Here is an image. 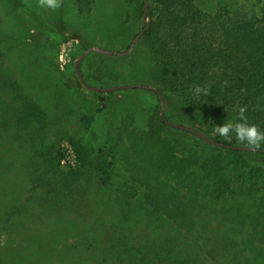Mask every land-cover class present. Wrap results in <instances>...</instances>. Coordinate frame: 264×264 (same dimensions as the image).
<instances>
[{
    "label": "rangeland",
    "instance_id": "1",
    "mask_svg": "<svg viewBox=\"0 0 264 264\" xmlns=\"http://www.w3.org/2000/svg\"><path fill=\"white\" fill-rule=\"evenodd\" d=\"M192 1L201 10L224 7L237 16L256 12L259 4ZM147 3L159 7L157 0ZM141 16L142 0H62L54 10L41 8L38 0H0V76L26 97L33 114L16 123L9 109L10 125L3 123L6 113L0 114V149L7 151L0 152V264H98L87 236L97 241L91 243L100 247L103 264H150L155 248L176 255L181 264H264L263 230L241 216L250 209L233 210L239 202L249 205L247 195L234 197L237 189H232L226 200L212 204L143 163L137 140L147 116L154 110L158 115L151 89L97 92L82 87L74 75L73 60L82 49H125L144 25ZM151 43L141 35L122 56L87 53L79 62L86 83L107 76L105 86L159 88L149 74ZM1 85L0 107L24 106ZM164 114L194 128L169 104ZM165 135L189 143L199 162L210 154L229 161L226 148L172 129ZM170 153L183 155L177 148ZM241 157L246 165L264 169L263 153L242 151ZM211 171L209 176L217 172ZM56 173L63 178H54ZM164 200V210L156 208ZM39 246L44 250L36 258Z\"/></svg>",
    "mask_w": 264,
    "mask_h": 264
},
{
    "label": "trees",
    "instance_id": "2",
    "mask_svg": "<svg viewBox=\"0 0 264 264\" xmlns=\"http://www.w3.org/2000/svg\"><path fill=\"white\" fill-rule=\"evenodd\" d=\"M258 1L256 12L244 16L231 15L224 7L204 11L192 0H157V8L147 3L149 27L142 36H148L152 42L150 54L154 62L149 74L159 83L156 90L162 95L163 109L168 104L171 105V110L179 119L188 121L205 135L213 134L216 136L213 139L225 144L243 145L235 139L228 143L214 131L216 125L239 122L240 108H245L244 115L249 124H255L264 131V0ZM158 27L163 28L155 31L154 28ZM155 39L157 41L154 47ZM80 73L86 82V76L81 70ZM106 78L97 79V84H87L105 86L110 83ZM0 83L24 101V106L20 105L18 108H12L8 104L0 107V114L6 113L3 123L10 125L11 118L7 113L9 109H12L11 115L14 114L16 123L32 118L26 97L20 96L11 82L1 76ZM65 85L70 86L68 82ZM197 86L208 89V95L195 94ZM164 116L174 121L170 115ZM168 129L186 133L191 140L203 144L193 133L165 125L154 110L147 116L145 129L139 134L141 140H137L144 151L140 158L145 166L159 167V173L168 177L176 187H183L194 198L199 199V196L212 204L214 201L226 200V194L237 189L234 197L247 195L249 205L243 207L242 202H237L233 210L238 213L242 208L250 209L251 216L245 211L241 212V216L264 233V169L246 165L241 157L242 151L233 149L225 151L229 157L225 160H229L228 162L220 161L213 154L199 162L198 155L189 143L165 135ZM3 142L0 141V144L4 145ZM176 148L177 152L183 154L182 157L175 158L170 153ZM5 151L4 147L0 149L4 154ZM57 157L53 159L54 164H58ZM14 160L16 159L13 158ZM211 170L217 172L209 176V172H214ZM46 177L43 179H49ZM54 178L63 177L58 173ZM14 185L16 184H11L10 189H15ZM231 185L236 187L232 188ZM164 204L165 200L156 204L159 206L156 208L163 209ZM114 215L119 218L117 212ZM86 239L93 260L103 264L100 247L91 243L93 238L87 236ZM170 239L172 238L168 236L166 240ZM174 241L177 242L176 239ZM262 241L264 237L260 242ZM172 248L176 250L178 247L174 245ZM43 250L44 246H39L38 254L34 257L41 256ZM161 251L157 252L156 248L153 250L155 254L151 256L150 264H181L176 255Z\"/></svg>",
    "mask_w": 264,
    "mask_h": 264
},
{
    "label": "water",
    "instance_id": "3",
    "mask_svg": "<svg viewBox=\"0 0 264 264\" xmlns=\"http://www.w3.org/2000/svg\"><path fill=\"white\" fill-rule=\"evenodd\" d=\"M142 19L144 20V25L143 27L132 37L129 45L120 51H116V50H110V49H104L101 47H97V46H87L84 49H82V51L80 52V54L73 60V72L74 75L76 77V79L78 80L79 84L84 87L87 90H92V91H97V92H110V91H115V90H120V89H125V88H146V89H151L152 91L155 92L157 99H158V105H159V111H158V115L160 120L167 126L170 127H174L177 129H181L184 131H188L190 133H193L197 138L201 139L204 143L208 144V145H212V146H217V147H222V148H226V149H233V150H240V151H248V152H252L250 151L245 145H231V144H225L222 143L220 141H217L205 134H203L202 132L198 131L195 128L183 125L181 123H176L173 121H170L168 119L165 118L164 116V109H163V98L162 95L159 91H157L156 89L144 85V84H138V83H134V84H120V85H111V86H94V85H88L79 70V62L81 61V59L89 52H99V53H103V54H108V55H117V56H122L124 54H126L128 52V50L131 48V46L133 45V43L138 39V37H140L149 27V18L147 17V0H142ZM256 152L259 153H264V148H262L261 150H258Z\"/></svg>",
    "mask_w": 264,
    "mask_h": 264
},
{
    "label": "clouds",
    "instance_id": "4",
    "mask_svg": "<svg viewBox=\"0 0 264 264\" xmlns=\"http://www.w3.org/2000/svg\"><path fill=\"white\" fill-rule=\"evenodd\" d=\"M41 8L57 9L61 6L62 0H38ZM195 94L208 95V89L197 86ZM245 108L238 111L239 122L216 125L214 131L226 142L231 143L233 139L245 145L250 151L256 152L264 148V131H261L255 124H249L244 115Z\"/></svg>",
    "mask_w": 264,
    "mask_h": 264
}]
</instances>
